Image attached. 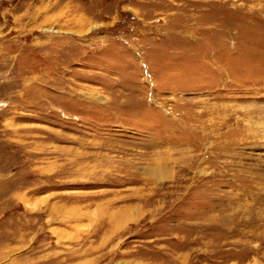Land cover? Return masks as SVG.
Returning <instances> with one entry per match:
<instances>
[{
    "label": "rangeland",
    "instance_id": "374dc122",
    "mask_svg": "<svg viewBox=\"0 0 264 264\" xmlns=\"http://www.w3.org/2000/svg\"><path fill=\"white\" fill-rule=\"evenodd\" d=\"M0 264H264V0H0Z\"/></svg>",
    "mask_w": 264,
    "mask_h": 264
}]
</instances>
